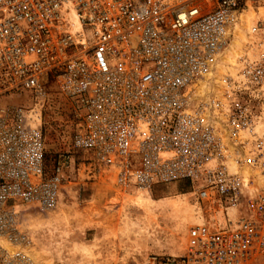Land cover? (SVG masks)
<instances>
[{"label": "built area", "instance_id": "obj_1", "mask_svg": "<svg viewBox=\"0 0 264 264\" xmlns=\"http://www.w3.org/2000/svg\"><path fill=\"white\" fill-rule=\"evenodd\" d=\"M236 31L245 50L219 74ZM51 84L74 148L116 186H190L185 253L150 264H264V0H0V264H43L23 212L63 195L71 158L48 165L41 123Z\"/></svg>", "mask_w": 264, "mask_h": 264}, {"label": "rangeland", "instance_id": "obj_2", "mask_svg": "<svg viewBox=\"0 0 264 264\" xmlns=\"http://www.w3.org/2000/svg\"><path fill=\"white\" fill-rule=\"evenodd\" d=\"M249 4L252 5L251 2ZM250 10L254 13L250 19L252 21L255 12L252 8L247 12ZM245 39L247 38L244 36L243 45ZM241 55L242 52L234 57L233 63L219 60V74L224 73L227 68L234 71ZM217 83L221 85V82ZM214 91H217V87ZM262 108L264 110V101L259 103V109ZM74 117L70 102L51 84L41 122L47 161L52 166L61 156L70 155L71 166L66 173L63 195L55 209L44 212L28 209L23 213L41 214V218L45 219L47 216L55 218L50 225L47 223L36 231L26 229L33 242V249L51 252L54 264H150L154 256L184 254L188 230L198 221L194 208L188 201L190 186L178 184L155 187L151 193L154 199L151 207L138 202L127 203L124 199L113 203L115 193L109 184L108 175L95 163L92 155L73 146L76 130ZM40 121L39 119V123ZM259 133L264 135V122L260 125ZM245 172L248 173V170ZM120 191L127 193L123 189ZM128 192L137 193L134 190ZM170 201H180L184 207L183 213L172 212L167 206ZM63 210L67 215L59 216ZM86 214L88 218L91 215L90 219L94 220L92 225L81 223ZM69 222L70 225L66 224Z\"/></svg>", "mask_w": 264, "mask_h": 264}, {"label": "bare ground", "instance_id": "obj_3", "mask_svg": "<svg viewBox=\"0 0 264 264\" xmlns=\"http://www.w3.org/2000/svg\"><path fill=\"white\" fill-rule=\"evenodd\" d=\"M254 13L252 10H250L249 12L245 13L243 16H242V20H243V23H244V26L247 27L249 25V23L251 22L250 19L251 17H253ZM243 40H244V36L241 32H238L236 31L235 32V39L231 42V44L226 48V50L223 51V53L221 54L219 60H222V62H226V63H233V58L238 56L241 52L244 51V45L242 44L243 43ZM207 84H201L200 87H199V92L201 96H205L206 94H209L210 91L207 89L206 87ZM208 86V85H207ZM209 88V87H208ZM204 94V95H203ZM38 122H39V119H38ZM104 172L108 175L109 179H110V186L113 187L114 189V197L112 199L113 203H117V202H120L122 199L125 200V202H138L140 203L141 205H144V206H147V207H151V204L154 202V199H152L151 197V193L152 191L150 190H134V191H137V193H130L128 192L129 190H126L127 193H121V187L119 186H116L115 185V179H114V176L109 172V170H107L106 168L104 167H101ZM108 179V180H109ZM119 187V188H118ZM124 190V189H123ZM132 190V191H133ZM139 191V192H138ZM144 191V193H143ZM101 194V193H100ZM102 196V195H101ZM95 201V200H94ZM111 201V202H112ZM168 203V202H167ZM93 204V203H92ZM167 206L169 208H171V211L174 212V213H183V205L182 203H180V201H173V202H169L167 204ZM86 209V208H85ZM28 209H25L24 212H26ZM53 210V209H52ZM51 211V210H50ZM85 211V210H84ZM23 212V213H24ZM87 212V211H86ZM85 212V213H86ZM52 213V212H50ZM49 213V215H50ZM84 214V212H82ZM177 213V214H178ZM55 214V212H54ZM53 214V215H54ZM63 214V216L67 215V212L65 210L61 211L58 215L61 216ZM88 214V212H87ZM87 214H86V217H87ZM41 215V214H40ZM39 214L36 215V214H23L22 216V221H23V227L25 228V226L27 228L25 229H29L30 231H36L38 230V228L40 227H43L45 224H49L51 222L52 219L55 220V218L53 216H47V218H41ZM85 215V214H84ZM83 215V221L81 222L80 220H77L79 222H81L83 225H92L93 224V219H90L91 215H89V218L85 217ZM58 216V217H59ZM46 217V216H45ZM57 217V216H56ZM107 217V216H106ZM93 218V217H92ZM103 218V217H102ZM45 219V220H44ZM81 219V218H80ZM95 219V218H94ZM104 219V218H103ZM108 220V218L106 219ZM103 221V220H102ZM102 221H101V224H102ZM97 222V221H96ZM106 222V221H105ZM104 222V223H105ZM110 222V221H109ZM51 224V223H50ZM49 224V225H50ZM68 225H70V222L69 223H66ZM97 224V223H96ZM62 225V224H61ZM59 226V225H58ZM81 226V225H80ZM102 226V225H100ZM107 226V225H106ZM58 228V227H57ZM33 237V236H32ZM33 242L30 241V254L33 255L35 257V259H37V261H41L43 264H54L55 263V260H54V256L51 252H49L48 250L46 249H40V253L36 250L33 249ZM33 249V250H32ZM43 260V261H42ZM45 262V263H44Z\"/></svg>", "mask_w": 264, "mask_h": 264}]
</instances>
